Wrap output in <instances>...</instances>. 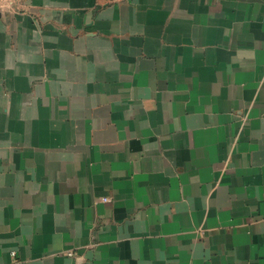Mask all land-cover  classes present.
<instances>
[{
	"label": "crops",
	"instance_id": "1",
	"mask_svg": "<svg viewBox=\"0 0 264 264\" xmlns=\"http://www.w3.org/2000/svg\"><path fill=\"white\" fill-rule=\"evenodd\" d=\"M0 264H264V0H0Z\"/></svg>",
	"mask_w": 264,
	"mask_h": 264
}]
</instances>
